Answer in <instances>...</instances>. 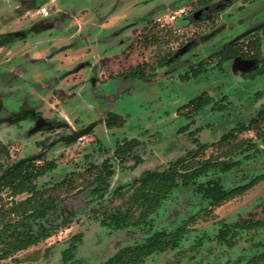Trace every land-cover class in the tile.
<instances>
[{"label": "rangeland", "instance_id": "1", "mask_svg": "<svg viewBox=\"0 0 264 264\" xmlns=\"http://www.w3.org/2000/svg\"><path fill=\"white\" fill-rule=\"evenodd\" d=\"M129 1L45 0L44 3L51 7L49 17L36 14L39 6L24 16L29 21L49 18L61 22L69 18L68 13H74L86 31H94L90 39L97 36L100 43L91 42L92 47L90 44L74 53L67 51V63L58 58L51 64L42 59L46 55L38 59V53L34 52L17 55L11 65L18 68L9 75L5 72V78L0 79L4 81L0 85L2 98L9 94L4 89L5 79L9 78L16 85L13 89L18 95L17 104L35 102V109L41 110L50 120L65 115L67 128L64 133L80 131L93 122H98V126L82 137L51 149L49 143L59 133H36L26 137L28 139L10 143L13 155L6 156L4 152L0 156L3 166L40 151L43 156L34 161L35 164L55 159L57 168L38 178L36 183L43 195L59 196L55 210L25 221L27 230L33 234L41 225L55 226L52 235L7 255H4L5 244L0 241V264H103L121 247L144 241L155 230L172 231L185 222L189 232L180 245L148 256L146 264H264V139L253 130H238L264 105V75L241 76L231 70L232 61L218 63L219 51L229 42L253 52L250 44L253 46L258 40L262 42L264 55L263 30L250 33L249 29L250 24L264 18V0L245 10L240 8L246 7L251 0H222L218 6L211 4L213 0H132L130 4ZM18 2L9 0L8 4L14 7ZM208 3L211 4L209 9H201ZM7 6L6 0L0 2L1 18L13 12ZM181 8L186 10L184 15H177L170 21V15ZM197 11L200 12L194 18ZM251 14L253 18L247 26L243 17ZM55 33L53 31V36ZM185 44H190L191 48L182 51ZM96 54L99 55L97 59ZM62 56L65 59V54ZM10 57L0 53V61ZM170 59L174 62H169ZM177 59H180L178 63ZM89 61L91 68H83L77 74L69 73ZM202 61L204 66L199 64ZM137 66L140 69L136 74H129L125 86L121 85L126 91L117 97L115 91L121 88L113 77ZM196 67L201 72L199 76H192ZM59 73L60 78H66L57 85ZM92 78L97 80V85L92 84ZM41 85L45 88L34 93L33 90ZM92 90L96 94L108 91L115 98L111 99V104L106 102L109 98L93 102ZM203 92L214 96L222 107L213 109L210 104L192 122L185 112L191 107L190 101ZM84 94L86 97H82ZM79 98L87 101H79ZM64 104L68 106L66 110ZM6 107L11 108V105L4 98V105H0L2 114ZM93 112H99V116L104 114L106 119L113 117L118 126L108 129L103 121L95 120ZM233 130L235 133L228 140L222 138ZM124 138H138L141 144L122 160L113 151ZM202 144L208 145L203 152ZM136 154L144 161L133 170L129 167L135 163ZM210 157L239 162L228 171L211 168L197 179L200 182L218 179L230 189L259 179L244 194L213 209L194 185L180 184L149 215V224L122 228L102 224V220H108L116 210H127L131 185L140 175L167 169L178 158L195 166L198 161ZM106 159H111L116 172L102 197L91 191L94 171L90 172L89 168ZM29 196L31 192L15 194L10 187L1 188L0 213L8 212L11 206ZM132 210L135 215L139 214V209ZM21 216L8 213L5 220L0 217V227L7 221H18ZM66 220L69 224L62 226ZM224 223L232 226L227 240L219 236ZM75 235H80V239L76 240ZM73 242L78 245L74 257L64 262L62 253Z\"/></svg>", "mask_w": 264, "mask_h": 264}, {"label": "trees", "instance_id": "2", "mask_svg": "<svg viewBox=\"0 0 264 264\" xmlns=\"http://www.w3.org/2000/svg\"><path fill=\"white\" fill-rule=\"evenodd\" d=\"M43 3L40 4V6ZM250 47L254 48V55H260L261 43L258 42ZM231 52L228 57H233L236 53H239V49L233 52L234 48H229ZM227 57V58H228ZM264 61V60H263ZM140 67L132 69V75ZM193 75L197 76L200 74L201 69H194ZM259 74H264V63L262 67L257 70L248 72L247 76L256 77ZM191 107L185 115L192 122L196 115L202 111L206 106L212 104V108L216 109L222 107L219 102H214V97L208 93H202L198 97L190 101ZM239 131L253 130L256 135L264 139V105H262L255 116L250 119L248 124H243L238 128ZM192 134L193 132H189ZM234 130L231 133L226 134L222 138L229 139L234 135ZM140 141L136 138L129 140L128 143L121 144L118 153L121 156L127 153H131ZM208 146L207 144L200 145L201 151ZM203 152V151H202ZM196 154V152H194ZM192 153V157L196 155ZM136 158L135 163L130 166V169H135L144 160L137 154L134 155ZM184 158H178L171 162L170 166L164 170H151L144 175L137 177L132 187V192L126 202L128 208L125 212L116 210L114 213L108 216V220L104 218L102 224L113 225L115 228H122L127 225L138 226L142 223H150L149 215L159 208L172 193L180 185H194L195 189L200 192L204 198H206L211 208L221 206L224 202L233 199L237 195L244 194L249 190L259 178L253 179L250 182L238 185L236 187L226 189L220 180L210 179L206 182H200L197 179L204 174H207L213 167H218L223 171L232 169L239 161L226 162L223 160H215L208 158L203 161H198L195 166L189 164ZM26 165V166H25ZM55 166L54 161H48L42 165H36L35 163L23 164L18 169H13L12 175L8 178L9 184L3 183L2 186L8 185L12 188V192L15 194L31 192L26 200L11 206L8 212L0 213L2 220H5V216L8 213L21 214V218L18 221H7L0 227V241L5 244L4 255L11 254V252L21 251L28 247L39 243L42 238L51 236L54 227L47 228L41 226V229L33 234L30 231L20 230L19 227L27 226L26 219L38 218L45 216L46 213L52 209L54 204L59 199V196H45L43 192L34 183L39 175L46 173L48 169ZM90 172H93V179L90 182L91 191L94 194L100 196L104 195L105 191L110 187V177L114 174L113 169L109 167L107 163H103L102 166H91ZM17 182V183H16ZM139 209V214L135 215L133 210ZM107 217V216H106ZM1 220V219H0ZM68 220L62 222V226H67ZM232 226L224 223L220 229V238L227 240L230 235ZM189 232V225L187 222L177 227L172 231L167 229H159L152 232L144 241L123 246L116 253L110 256L103 264H146V258L156 252L165 251L169 248H176L180 245L181 241L186 237ZM76 240L80 239V235H75ZM77 249V243L73 242L70 246L63 251V259L68 261L74 257V251Z\"/></svg>", "mask_w": 264, "mask_h": 264}, {"label": "flooded vegetation", "instance_id": "3", "mask_svg": "<svg viewBox=\"0 0 264 264\" xmlns=\"http://www.w3.org/2000/svg\"><path fill=\"white\" fill-rule=\"evenodd\" d=\"M40 1H42V0H40ZM221 1L222 0H213V2H211V4L214 6L215 5L218 6L217 4H220ZM259 1H261V0H251L245 4L246 7L240 8V9L245 10L247 7L258 3ZM230 3H232V2L230 1ZM160 4L161 3H159V5ZM156 5H158V4H156ZM167 5L168 4H166V6ZM210 5H209V3L205 4L203 7H201V9L202 8L209 9ZM16 6L11 10L13 12H8L7 16L5 17L6 19L4 17H2L0 20V29L5 28V31L0 30V50H1L0 52H7L8 54L12 55L10 57V59H6L4 61V63L2 61L0 62V79L1 80L4 77L5 72H7V74L9 75L14 71L13 70L14 68L15 69L18 68L17 65H13V66L11 65L12 61H14V59H16L17 55L26 56L28 54H31L32 52L40 53V51H42L45 48H47L49 50L48 54H50L52 52L55 53V52L67 50L69 48H72L73 46L89 45V44H91V42L95 43L96 45H98L100 43L97 36L94 37L93 40L90 39V36L93 35L94 31H86L83 27V23H72L71 21H67V20H69L67 18L64 19L65 21H61V22H58L59 20L49 19V18L44 19V20H37V21L27 20V18L24 17L23 8L29 7V10L35 9L37 6H40V4L38 3V0H19V3L16 4ZM37 9H36V14H37ZM151 12H152V14H154V10H152ZM185 12H186V10L184 9V11L181 12L180 14H178V16L184 15ZM199 12L200 11H197L194 13V18H196V14ZM243 18H244V20L241 19L240 21L242 22V20H243V22L244 23L246 22V25L248 26L252 21L253 14L247 15L246 17H243ZM249 19H250V21L247 22V20H249ZM16 20H18V22H14ZM250 26L252 27V28L251 27L249 28L250 33L255 32V31H260V30L261 31L263 30V32H264V18L262 20L256 22V23L250 24ZM53 31H56V33H55L56 36H53L54 35ZM239 34H237V35H239ZM95 35H96V33H95ZM59 38H61V39L63 38L64 41H62L61 44L56 45L55 40L59 39ZM262 40L264 41V38H262ZM237 42H239V41L237 40L236 43ZM232 43L230 44V42H229L228 45L224 46L219 51L221 53L220 54L221 60L219 59L218 63L220 62L222 64V62L225 60L230 61V62L232 61L231 70L235 74H238L241 76L242 75L247 76L245 74H247L248 72H250L252 70H257L258 68L262 67V65L264 63V61H263L264 55L262 56V51H261L260 55H254L255 51L250 52L249 50H244V48H242V46L235 47L234 44H232ZM256 43H258V40H256L255 44ZM260 43L262 46V42H260ZM263 45H264V43H263ZM230 47L234 48L232 53H234V51L236 49L240 48L239 53H236V55L233 57H228V55L231 54V52L228 51V50H230L229 49ZM189 48H191L190 44H187V46L185 44L183 46L182 51L188 50ZM175 55H176L175 57L177 58L178 54H175ZM221 56H223V57H221ZM175 57H173V58H175ZM40 58H41V56L38 59H40ZM42 59H45V61H49L47 57L46 58L44 57ZM179 60L180 59H177L175 61L178 63ZM169 62L173 63L174 60L170 59ZM87 64L81 68L80 67L77 68L78 70L77 69L69 70V73L77 74L76 72L82 70L83 68L88 69V67L89 68L92 67V62L89 61V64L88 65ZM199 64H202L204 66L205 62L202 61ZM196 68L200 69L198 67H196ZM204 69H206V68L204 67ZM207 69H208V67H207ZM60 73H63V72H60ZM60 73H59V78H58L60 80L58 81L57 85H59L60 82H62V80H64L66 78V77L60 78V76H61ZM129 74L132 75L131 70H122V72L117 73V75L115 77H113V79L116 80L117 86L119 89L121 88V85L124 84V86H125V82H126V79H127ZM191 75L195 76V75H193V71H192ZM259 75H264V74H259ZM188 76H189V73L186 74V77H188ZM197 76H199V75H197ZM1 80H0V85H1V83L4 82ZM92 81H94V83H92L93 85H95V84L97 85V80H95V78H92ZM15 86L16 85L9 78L5 79V85H4L5 88L4 89H5V91H8L9 94H7V96L3 97V98H2V95L0 94V105L1 104L4 105V98L11 105V108H9V107L5 108L6 112L4 114L1 113L3 109H0V113H1L0 114V156H2V154L4 152L7 153L6 156H9V153L11 155H13L12 149H10V145H9L10 143L17 142L21 139H28L26 137L34 136V134H36V133L38 134V133H41L44 131H46V132L54 131V133H59L58 136H56L54 139H52L50 141L49 149H51V148L58 146V144H61L63 142H67L68 140H74V139H77L79 137H82L83 135L90 133L91 130H93L96 126H98V122H93V123L89 124L86 128H82L80 131L79 130H73L71 132L64 133L65 132L64 129L67 128L65 115L61 116V118H59L58 120H50V119L45 117V115L41 112V110L35 109V102H33V104H26V103H23L21 105L17 104V96L18 95H17V92H15V90L13 89ZM56 87H61V86H56ZM43 88H45V87H43L41 85V87L39 89L36 88L35 90H33V92L39 93V92H41L40 90H43ZM121 89L120 90L116 89L115 93L117 92V94H116L117 97H118L119 93L126 91L125 87H124V89H122V90ZM95 92H94V90H92V93L95 94L94 95L95 100L93 102H96L100 99L103 101L104 99L109 98V100H107L106 102H109V104H111V99L115 98L114 95L110 94V92H108V91L107 92L103 91L99 94H96ZM105 95H106V97H105ZM209 95H211V94H209ZM77 97L78 96H75L74 98H77ZM82 97H86L85 94L82 95ZM215 99L216 98L214 97V102H219V100H215ZM84 100L87 101V99H85V98H79V101H84ZM64 106H65L64 110H66V108L68 107L67 104H64ZM88 106L90 107V105H88ZM71 107H73V106L71 105ZM93 116L97 118L95 120L103 121L105 127L108 126V129H111V128L113 129V127L116 128L118 126V123H116V120L113 119V117H109L106 119V117L102 113L99 116V112H95V113L93 112ZM88 128H90V130L87 133L81 134L84 130H86ZM25 130H26V132H25ZM24 132L27 134L26 136H25ZM77 133H79L81 135L78 137H71L73 135H76ZM131 139H133V138H124L122 142H119L113 151L114 155L123 160L124 159L123 156L126 154H124L123 156H120V153H118L117 151H119L121 144L128 143L129 140H131ZM136 139L138 141H140V143H139V145H140L141 140L138 138H136ZM23 142H24V140H23ZM41 143H42V141H41ZM129 153H127V154H129ZM42 154H43V152L40 151L36 154L28 155V156H26L20 160L13 162L12 164H10L8 166H3V164H1L2 160L0 159V189L5 187V186L10 187L8 185L2 186V184L3 183L9 184L8 178L12 175L13 169H18L23 164H29V163L34 164L35 163L34 161L42 158V156H43ZM48 161L49 162L54 161L55 166L51 169H48L46 171V173L39 175L36 179H34L35 184H37L36 180L38 178L46 175L50 171H53L57 168L58 165H57V161L55 159H51ZM48 161H45L42 164H45ZM103 163H107L109 165V167L111 169H113L114 174H115L116 171H115L114 165L111 163V159H106L100 165H93V166H102ZM42 164H36V165H42ZM135 169H133V170H135ZM110 185H111V183H110ZM37 187H38V185H37ZM104 195H105V193H104ZM104 195H102V197H104ZM58 200H57V202H58ZM57 202L53 205L54 207L52 209H50L49 211L55 210V208L57 206ZM47 213H46V215H47ZM40 217H43V216H40ZM41 226L39 227V230L41 229ZM43 226L47 227L46 225H43ZM20 227L23 228L20 230L26 229L25 231H27V232L29 231V230H27L28 227H26V226H20ZM53 227H55V226H52V228ZM49 228H51V227H49ZM77 247H78V245H77ZM74 253H75V251H74ZM69 260H71V259H69ZM64 262H67V261L64 260Z\"/></svg>", "mask_w": 264, "mask_h": 264}, {"label": "crops", "instance_id": "4", "mask_svg": "<svg viewBox=\"0 0 264 264\" xmlns=\"http://www.w3.org/2000/svg\"><path fill=\"white\" fill-rule=\"evenodd\" d=\"M53 2H56L57 0H52ZM0 2H5V0H2V1H0ZM6 2H7V7H10L11 8V10L16 6H14V7H11L9 4H8V2H9V0H6ZM45 2V0H43V4L42 5H46V3H44ZM125 2V1H124ZM132 2V0H130L129 1V4ZM19 3V2H18ZM18 3H15V4H18ZM17 7V6H16ZM40 7V6H39ZM38 7V8H39ZM30 12V10L28 11V12H24V16H26L28 13ZM8 14V13H7ZM69 14V18H67V19H69L68 21H71L72 23H78V22H80L81 21V19H79L78 17H76L75 16V14L74 13H72V14H70V13H68ZM40 15V14H39ZM5 16V15H4ZM3 16V17H4ZM50 16V14L48 15V16H43V17H49ZM0 20H1V17H0ZM1 31H5V28H1L0 29ZM62 41H64L63 40V38L61 39V38H59V39H56L55 40V44L56 45H58V44H61L62 43ZM64 43V42H63ZM90 45V44H89ZM89 45H86V47L85 46H73L72 48H69V49H67V50H63V51H60V52H52V53H50V54H48L49 53V50L47 49V48H45V49H43L42 51H40V53H38V56L40 57V56H43V55H46V57L48 58V60H49V63H51L52 64V62L53 61H55V60H57L58 58H59V61H61V62H66L67 63V58H66V52L67 51H69L70 53H74V51L75 50H83V49H85V48H87ZM91 47H92V44H91ZM1 51V50H0ZM0 53H2V54H6V55H10V56H12L11 54H8L7 52H0ZM59 54V55H58ZM65 54V59H64V56H62V55H64ZM60 56V57H59ZM94 57L97 59L98 57H99V55L98 54H96V55H94ZM45 60V59H44ZM2 61V60H1ZM0 61V62H1ZM5 61V60H4ZM4 61H2L3 63H4ZM57 78H59V75L57 76Z\"/></svg>", "mask_w": 264, "mask_h": 264}, {"label": "built area", "instance_id": "5", "mask_svg": "<svg viewBox=\"0 0 264 264\" xmlns=\"http://www.w3.org/2000/svg\"><path fill=\"white\" fill-rule=\"evenodd\" d=\"M51 7L47 5H41L37 9V14H40L42 16H48L50 14ZM184 11V8H181L178 12H174L173 14L170 15V21H174L178 15V13H181Z\"/></svg>", "mask_w": 264, "mask_h": 264}, {"label": "water", "instance_id": "6", "mask_svg": "<svg viewBox=\"0 0 264 264\" xmlns=\"http://www.w3.org/2000/svg\"><path fill=\"white\" fill-rule=\"evenodd\" d=\"M23 11H24V12H28V11H29V7H24V8H23ZM89 130H90V128L84 130L81 134H85V133H87ZM81 134L77 133L76 135H73V136H71V137H78V136H80Z\"/></svg>", "mask_w": 264, "mask_h": 264}]
</instances>
